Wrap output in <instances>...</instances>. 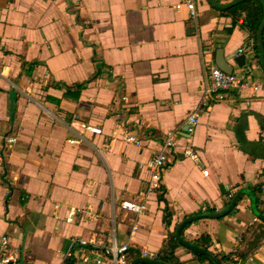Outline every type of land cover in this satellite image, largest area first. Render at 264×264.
Segmentation results:
<instances>
[{"label": "crops", "instance_id": "obj_1", "mask_svg": "<svg viewBox=\"0 0 264 264\" xmlns=\"http://www.w3.org/2000/svg\"><path fill=\"white\" fill-rule=\"evenodd\" d=\"M186 2L0 0V68L9 69L0 78V238L10 240L15 262L27 240L29 264H63L76 239L108 246L114 238L149 258L182 221L222 211L242 190L253 193L264 215V94L228 93L191 136L181 131L175 163L147 197L134 238L131 216L119 208L144 190L145 165L164 134L196 110L217 53L233 73L249 69L251 80L264 78L245 8L223 12L194 0L200 17L191 20ZM253 4L256 29L262 13ZM262 42L264 50V31ZM235 53L246 54L249 64L236 68L229 60ZM83 125L102 135L79 134ZM123 129L140 148L121 140ZM187 148L198 166L182 159ZM75 210L81 213L67 224ZM250 218V202L242 197L229 216L197 221L181 236L219 264H264V240L242 254L258 224L247 227ZM174 258L206 264L181 247Z\"/></svg>", "mask_w": 264, "mask_h": 264}, {"label": "built area", "instance_id": "obj_2", "mask_svg": "<svg viewBox=\"0 0 264 264\" xmlns=\"http://www.w3.org/2000/svg\"><path fill=\"white\" fill-rule=\"evenodd\" d=\"M222 3L231 0H218ZM189 18L196 20L200 17L194 7V0H187L185 5ZM242 52V51H241ZM9 69L7 67L0 68V78L6 79ZM249 69H242L237 73L225 75L216 68H211L206 78L201 91V98L196 110L186 117L182 127L167 131L163 138L159 149L145 165V169L149 174V180L143 191L138 193L137 197L132 200L123 201L119 204V208L124 213L131 216L130 237L134 238L138 231V219L146 211V199L148 196L154 194L162 187L163 174L170 166L175 163L177 151L175 147L176 139L181 131L185 136H191L198 126L199 119L203 114H210L211 107L215 103L225 102L227 94H249L251 96H258L264 94V78L261 81H254L249 78ZM235 96H230L229 99ZM79 134H91L94 136H101L102 130L89 125H83L77 128ZM121 140L125 144L132 145L136 148L141 147V142L137 140L128 130L121 131ZM19 134V131L17 132ZM16 138H8L6 143L13 145ZM73 144V141H69ZM182 159L191 161L198 166L199 159L195 151L187 148L181 152ZM3 164L0 160V173H2ZM203 176H206L204 173ZM81 211L75 210L65 219L67 224L72 222L75 215L80 214ZM89 220H93L95 216L87 212ZM240 241V239H239ZM75 252L67 251L64 255V262L73 259L74 264H103L108 262L110 264H128L127 254L129 252V244L118 246L113 238L108 246H99L92 242L76 239L73 241ZM17 253L13 249L10 240L7 237L0 238V264H15ZM154 260V255L149 257Z\"/></svg>", "mask_w": 264, "mask_h": 264}, {"label": "water", "instance_id": "obj_3", "mask_svg": "<svg viewBox=\"0 0 264 264\" xmlns=\"http://www.w3.org/2000/svg\"><path fill=\"white\" fill-rule=\"evenodd\" d=\"M209 4L217 11H230L241 4L246 2H252L259 6V9L262 13L261 21L258 23L257 28L255 29V38H256V49L258 52V62L264 76V50H263V42L262 36L264 31V0H231L229 2H225L223 5L219 4L218 0H208ZM218 54V53H217ZM216 54L215 64L219 71H221L225 75L233 74V68L228 67L225 65V61L221 59L220 55ZM229 60H232L236 68L241 69L245 65H248L250 60L248 56L245 55H238L235 53ZM228 61V60H226ZM242 197L248 198L250 202V214L251 218L248 221L247 227H252L256 222L258 224L253 227L245 237L243 244H242V254L249 255L263 240H264V215L260 213L257 207V201L254 197L253 193L249 190H242L238 191L231 199L229 204L225 209L222 211L207 214L201 213L199 215H195L188 219L182 221L175 229L173 234V238L177 245L191 253L197 254L198 256L204 257L209 264H219L216 258L208 252L205 247H199L192 243L186 242L182 238V232L191 224L200 221V220H210V221H218L227 216H229L233 211L238 210V203L242 199ZM239 239V237H238ZM29 248V240H27L26 245L23 249V254L20 259H18L15 264H29L25 263L26 259V252ZM129 264H164L150 258L146 257H138L132 260Z\"/></svg>", "mask_w": 264, "mask_h": 264}, {"label": "trees", "instance_id": "obj_4", "mask_svg": "<svg viewBox=\"0 0 264 264\" xmlns=\"http://www.w3.org/2000/svg\"><path fill=\"white\" fill-rule=\"evenodd\" d=\"M238 7L245 8L248 11V16L251 19V25L246 27L247 33L249 38L252 40L253 43V49L256 51V38H255V25L257 23V17L259 14V10L254 6L251 2H246L244 4L239 5ZM230 10L229 12H231ZM170 214H166L165 217V223L169 224V218ZM180 248L177 243L175 242L174 238H171L170 240H166L162 244L161 250L154 256V260L164 263V264H180L177 263V261L174 258V254L176 249ZM72 252H75V249L72 250ZM189 252V251H188ZM191 253V252H190ZM140 254L136 251H129L127 254V262L128 264L140 257ZM192 255L200 262L209 264L204 257L198 256L197 254L192 253ZM243 258V257H242ZM63 264H74L73 259L65 261Z\"/></svg>", "mask_w": 264, "mask_h": 264}]
</instances>
